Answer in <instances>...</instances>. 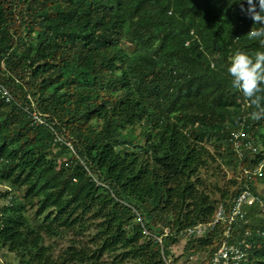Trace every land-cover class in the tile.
Returning a JSON list of instances; mask_svg holds the SVG:
<instances>
[{
  "label": "trees",
  "instance_id": "trees-1",
  "mask_svg": "<svg viewBox=\"0 0 264 264\" xmlns=\"http://www.w3.org/2000/svg\"><path fill=\"white\" fill-rule=\"evenodd\" d=\"M241 3L0 0V88L10 96L0 92V252L17 264H176L170 245L183 230L244 189L264 200V163L261 175L242 170L264 161V114L251 115L264 113V100L252 105L227 73L237 51H264ZM240 129L256 153L233 151ZM211 140L240 172L218 200L200 178L215 162ZM246 211L250 225L236 232H251L248 264H264V213ZM89 229L86 243L57 254L45 244ZM165 229L160 246L153 237ZM222 231L183 252L199 247L209 258Z\"/></svg>",
  "mask_w": 264,
  "mask_h": 264
},
{
  "label": "built area",
  "instance_id": "built-area-1",
  "mask_svg": "<svg viewBox=\"0 0 264 264\" xmlns=\"http://www.w3.org/2000/svg\"><path fill=\"white\" fill-rule=\"evenodd\" d=\"M0 92L5 100L10 99L5 89L0 88ZM247 105L248 103L244 101L243 107ZM32 117L35 123L43 124V120L35 113H32ZM243 123L244 121L242 125ZM228 140L233 151L239 157L243 156L244 151H250L253 154L257 152V148L249 141L248 136L245 135L241 129L236 132H231ZM263 163L264 161L251 171L243 168V173L261 175ZM253 206H258L260 211L264 213V200L253 194L249 189H244L233 198L228 207L219 204L211 221L207 223H198L197 225L183 230L179 235V239H182L186 243L190 240L212 235L217 227L221 225L223 226L221 243L208 258V264H248L252 248V244L249 241L251 232L248 229L243 235H240L236 232V229L250 225V219L247 217L246 209ZM169 234L170 231L165 229L163 235L153 237V239L161 246L163 238L167 237ZM256 234L264 238V227L257 229ZM167 262H169V260H167Z\"/></svg>",
  "mask_w": 264,
  "mask_h": 264
},
{
  "label": "rangeland",
  "instance_id": "rangeland-1",
  "mask_svg": "<svg viewBox=\"0 0 264 264\" xmlns=\"http://www.w3.org/2000/svg\"><path fill=\"white\" fill-rule=\"evenodd\" d=\"M205 147L211 152V154L216 157L215 162H210L205 168L201 170L200 178L204 180V188L207 194L212 198L219 199L220 192L218 190H226L228 193L236 189L240 181V172L233 168L227 166L223 160L218 158V154H222L223 146L219 144L216 140H211L205 143ZM59 161V160H58ZM236 182V183H233ZM8 188L4 185H0V195H2ZM257 190L262 192L264 190V185H259ZM16 197H20L21 193H15ZM7 203L5 199L0 198V205L3 206ZM32 210H29L28 216H31ZM93 232L89 229L87 232L82 234H76L73 231L62 230V237L59 238H45V244L51 246L54 249L55 254L59 251L65 249L72 244V241L86 243L87 237ZM185 241L182 239H177L176 243L170 245V250L174 259H177L176 264H200L208 260V250L207 249H197L190 250L188 252H183V247ZM191 258V259H190ZM17 264L16 259L13 255L7 253L6 251L0 252V264Z\"/></svg>",
  "mask_w": 264,
  "mask_h": 264
},
{
  "label": "clouds",
  "instance_id": "clouds-1",
  "mask_svg": "<svg viewBox=\"0 0 264 264\" xmlns=\"http://www.w3.org/2000/svg\"><path fill=\"white\" fill-rule=\"evenodd\" d=\"M240 7L242 12L261 26L259 30L253 31L251 36L260 39L264 44V0H242ZM227 73L231 77V87L259 108L264 100V95H261L264 93V51H258L254 58L244 51H237L231 58ZM262 114L264 113L257 111L251 115L254 119H260Z\"/></svg>",
  "mask_w": 264,
  "mask_h": 264
}]
</instances>
